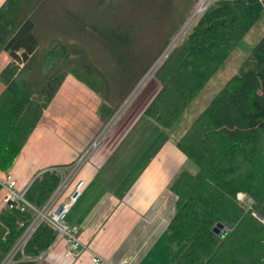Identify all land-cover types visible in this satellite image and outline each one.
Instances as JSON below:
<instances>
[{"label":"trees","instance_id":"1","mask_svg":"<svg viewBox=\"0 0 264 264\" xmlns=\"http://www.w3.org/2000/svg\"><path fill=\"white\" fill-rule=\"evenodd\" d=\"M106 1L5 0L0 6V51L10 57L0 71V170L11 168L67 75L100 97L102 128L168 45L143 61L132 51L135 15L124 0ZM262 18L264 0H211L154 71L156 90L142 115L171 129ZM77 43H95L105 54L123 89L117 99ZM174 144L196 167L180 169L169 184L174 264H264V35ZM59 182L57 171L45 170L24 198L39 210ZM34 216L30 207H2L0 263ZM55 237L41 221L10 264H35Z\"/></svg>","mask_w":264,"mask_h":264},{"label":"crops","instance_id":"2","mask_svg":"<svg viewBox=\"0 0 264 264\" xmlns=\"http://www.w3.org/2000/svg\"><path fill=\"white\" fill-rule=\"evenodd\" d=\"M9 60L0 51V71ZM99 104L98 94L66 76L11 168L0 170V210L6 172L22 191L44 170L79 158L101 130ZM143 108L114 126L76 174L85 183L66 221L78 227L80 255L65 257L67 242L60 239L35 264H93L92 256L104 264H174L178 248L167 241L175 202L169 184L186 158Z\"/></svg>","mask_w":264,"mask_h":264},{"label":"rangeland","instance_id":"3","mask_svg":"<svg viewBox=\"0 0 264 264\" xmlns=\"http://www.w3.org/2000/svg\"><path fill=\"white\" fill-rule=\"evenodd\" d=\"M96 1L99 0H94V2ZM210 1L211 0H201L200 2L196 0H124V2L127 3L128 12L131 11V13L135 15V20L137 19L133 30L134 41L132 42V51L139 53L143 61L152 60L167 41H169L168 45H166L159 54L161 52L163 53L165 50L169 51L180 39L183 32L188 29L193 22L192 19L194 16L199 13L197 12L198 7L203 4L206 5ZM106 2L109 1L107 0ZM262 35H264V18L250 29L243 41L211 77L178 122H176L170 130L166 131L173 141L178 139L188 125L203 111L211 98L224 83L238 72L242 60ZM77 44L78 47L83 50V53L105 73L104 75L113 87L111 88V98L115 97V99H117L123 89L121 84L119 85V81H116L118 76L113 74V69L106 60L105 54L95 43ZM152 66L132 90L134 91L140 83L139 90L132 101L133 103L131 104L129 102L128 105L122 107L127 96L115 110L113 115V118H117L115 126L119 124L126 115L128 117L133 112L136 113L143 108L154 94L156 82L152 79L154 73L153 70H151ZM124 80L125 79H123V82ZM111 101L114 102L113 100ZM151 124L153 123L151 122ZM180 169L195 171L196 167L193 163L185 160Z\"/></svg>","mask_w":264,"mask_h":264},{"label":"built area","instance_id":"4","mask_svg":"<svg viewBox=\"0 0 264 264\" xmlns=\"http://www.w3.org/2000/svg\"><path fill=\"white\" fill-rule=\"evenodd\" d=\"M206 5L203 4V7L204 6L206 7ZM167 53L168 51L165 50L159 56L156 62L153 64L151 68L153 72L156 70L157 66L161 63V61L164 59ZM139 87H140V83L138 84L137 88L134 91H132L130 95H128L122 107L128 105L129 102L132 103L137 91L139 90ZM116 120L117 118L115 119L112 117L101 128L100 132L91 141L89 146L84 150V152L79 156V158L75 160L72 164H70L67 167L57 166V167H51L47 169V170L57 171L60 175V182L58 186L56 187V189L51 194V196L48 198L47 202L39 210H36L25 200L24 192L26 189L22 191H18L16 188V180L14 179L11 173L6 172L4 176V181H3V187L5 190V194L3 198L4 205L10 208H17L20 210H23L25 207L33 208L35 211V216L33 220L31 221V223L27 226L25 231L22 233L20 238L17 240L13 248L5 256V258L1 261L0 264H10L13 261L15 254L18 251H22L24 243L26 242V240L29 238V236L32 234L34 229L38 226V224L41 221H46L56 231L55 240L53 241L52 245L48 249H50L53 245H55L57 241H59L60 239H65L67 242V247L64 250L65 257L71 256L73 258H77L80 255L79 248L81 246V243L78 237L76 236L78 227L66 221V215L68 214V212L70 211L72 206L75 204L76 200L78 199L84 187V183H85L82 179H76V174L78 173V171L80 170L84 162L87 160V158L98 148V146L106 138V135L110 133L112 128L115 126ZM70 185H71V189H70L69 194L63 199H60L64 191ZM238 197L240 199L244 198L242 194H239ZM90 261L93 264H104L105 263L98 256H92L90 258Z\"/></svg>","mask_w":264,"mask_h":264},{"label":"water","instance_id":"5","mask_svg":"<svg viewBox=\"0 0 264 264\" xmlns=\"http://www.w3.org/2000/svg\"><path fill=\"white\" fill-rule=\"evenodd\" d=\"M204 8H205V6L199 12H201ZM217 226L221 227L222 225L220 223H218Z\"/></svg>","mask_w":264,"mask_h":264},{"label":"bare ground","instance_id":"6","mask_svg":"<svg viewBox=\"0 0 264 264\" xmlns=\"http://www.w3.org/2000/svg\"><path fill=\"white\" fill-rule=\"evenodd\" d=\"M203 5H201L200 7H198L197 12H199L202 9Z\"/></svg>","mask_w":264,"mask_h":264}]
</instances>
